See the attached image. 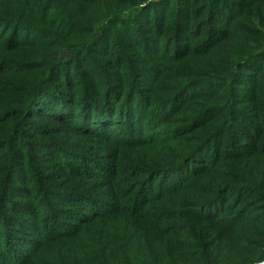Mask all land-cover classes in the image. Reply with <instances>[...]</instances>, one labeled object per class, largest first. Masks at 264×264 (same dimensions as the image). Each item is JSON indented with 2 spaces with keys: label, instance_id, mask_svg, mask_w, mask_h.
I'll use <instances>...</instances> for the list:
<instances>
[{
  "label": "trees",
  "instance_id": "16d2710c",
  "mask_svg": "<svg viewBox=\"0 0 264 264\" xmlns=\"http://www.w3.org/2000/svg\"><path fill=\"white\" fill-rule=\"evenodd\" d=\"M0 264H264V0H0Z\"/></svg>",
  "mask_w": 264,
  "mask_h": 264
},
{
  "label": "rangeland",
  "instance_id": "374dc122",
  "mask_svg": "<svg viewBox=\"0 0 264 264\" xmlns=\"http://www.w3.org/2000/svg\"><path fill=\"white\" fill-rule=\"evenodd\" d=\"M222 263V262H221Z\"/></svg>",
  "mask_w": 264,
  "mask_h": 264
}]
</instances>
